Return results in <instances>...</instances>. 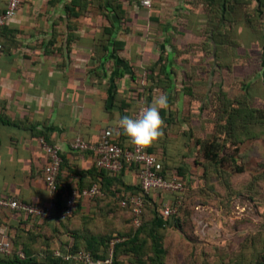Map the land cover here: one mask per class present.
<instances>
[{
	"label": "crops",
	"instance_id": "obj_1",
	"mask_svg": "<svg viewBox=\"0 0 264 264\" xmlns=\"http://www.w3.org/2000/svg\"><path fill=\"white\" fill-rule=\"evenodd\" d=\"M188 1L170 6L172 21L177 20V7L183 9ZM7 2L0 0V13ZM153 3L161 22L156 44L150 41V31L130 26L150 18L145 17L150 10L137 0H23L16 17L0 32V198L33 205L50 201L43 173L49 157L41 139L62 151V186L100 181L107 189L116 188L95 175V154L72 151L71 143L80 137L95 145L108 129L123 136L117 123L125 115L132 117L133 96L142 93L150 104L160 94L169 101L160 112L163 135L151 145L168 141L176 147L180 118L194 110L187 86L196 80L188 76L190 64L179 61V48L171 40L175 44L189 31L168 29L162 18L165 0ZM163 51L167 59L160 62ZM154 54L160 57L153 61V79H147L144 74ZM138 183L137 171L127 169L119 187ZM109 203L104 199L83 205L81 213L93 209L112 214ZM18 223L11 210L0 209V237H13ZM79 223L75 218L70 224Z\"/></svg>",
	"mask_w": 264,
	"mask_h": 264
},
{
	"label": "rangeland",
	"instance_id": "obj_2",
	"mask_svg": "<svg viewBox=\"0 0 264 264\" xmlns=\"http://www.w3.org/2000/svg\"><path fill=\"white\" fill-rule=\"evenodd\" d=\"M175 1L183 3L165 0L162 18L168 29L189 31L178 36L175 44L171 42L179 48V61L190 64L188 76L196 80L188 81L193 113H185L178 123L174 145L181 149L174 148L176 157L169 160L171 168L180 166L185 171L187 181L180 227L161 231L163 256H154L153 241L146 231L138 234L134 243L117 250L116 264H264V6L259 16L254 1L241 0L230 15L223 13L221 0H189L183 9L177 7L174 22L171 8ZM228 1L224 2L225 10L230 7ZM156 6L146 12L148 22L135 28L130 22L132 29L150 31L154 44L161 30ZM217 22L223 37L215 34ZM161 54V61H165L166 52ZM157 57L150 58V67ZM238 112L240 116L232 115ZM215 137L228 145L226 160L219 164L201 158L194 147L198 139L212 141ZM110 205L112 214H90L78 226L64 230L70 235L84 234L83 245L89 235L105 241L116 236L128 243L136 236V229L126 210L114 201ZM154 217L149 210L145 223ZM46 233L38 238L43 249L33 247L27 235L15 247L22 250L26 244L30 253L43 251L46 255L36 258L35 264H52L47 255L54 250L51 242L56 238ZM134 244L141 246L138 252L132 250Z\"/></svg>",
	"mask_w": 264,
	"mask_h": 264
},
{
	"label": "trees",
	"instance_id": "obj_3",
	"mask_svg": "<svg viewBox=\"0 0 264 264\" xmlns=\"http://www.w3.org/2000/svg\"><path fill=\"white\" fill-rule=\"evenodd\" d=\"M221 1H222V3L219 6L223 8V13L225 12V14L226 13L229 14V12H231L230 15L234 14V12L236 10V6L240 5L242 2L241 0L228 1L227 6H230V7L225 10V5H226V4H224L225 0H221ZM252 1H254L257 4V6L259 7L257 9V11H258V15L261 16L262 12L260 11V7L264 6V0H252ZM153 5H154V3H153ZM233 5H235V6H233ZM151 9H149V10H151ZM210 17H212V16H210ZM218 22H219V20H218ZM218 22H217V24H218ZM216 27H217L216 32H215L216 36L223 37L224 34H223V31L221 30V26L218 24V25H216ZM228 35H229V33H227V35H225V36L228 37ZM161 60H162V57L160 58V62H161ZM155 68H156V64L153 67L149 68L150 70H148V72H146L144 74L145 78L153 79V72H154ZM155 86L156 87H164L163 85H160L159 83H156ZM151 89L152 88H150V90ZM187 92H189V94H191V92H192L189 86H187ZM143 96H145L143 93L141 95H138V96H133V101H132V108H133L132 113H133V115L131 118H134V114L136 113V111L140 107L150 105L151 100L146 97L147 101H145L143 99ZM232 115L240 116L241 114H239V112H238V113H233ZM240 118H243V116H241ZM229 120L230 119H228V121ZM167 122H170V119H168ZM113 133H114V139L119 143V145H121L124 148H131L132 147V143L128 139L127 136L125 137V135H123L120 137V134H117L114 131H113ZM216 139H217V137H215L212 141H210V140L209 141H203V140L198 139L196 141V146H194V147H198L200 154H202L201 158H203L206 161L213 163V164H219V163L225 162V160H226L225 151L227 150L226 147L228 146L225 143L224 144L220 143ZM169 144H171V143L168 141L159 142L156 145L148 146L147 150L149 153L157 155L161 158L162 164L164 166L162 173L165 177L175 178L180 183H182V185L185 188H187L185 171L182 170V168L180 166H178L177 168H173V167L171 168L172 165L169 163L170 162L169 160H171V158L173 159L176 157L175 156L176 154L174 153V150H173L176 147H171V146H169ZM178 149H181V148L178 147ZM166 150H170V153H167ZM195 157L196 156H194L192 160H193L194 164H197L196 159H194ZM190 159H191V157H190ZM190 159L187 158V160H190ZM62 168H63V165H62ZM62 168H61V170H62ZM127 169L136 170L137 175H138L139 167L135 166V165H132L130 167H126V169H124L121 173L116 174V175L113 173L105 172V171H98L95 168L94 173L97 177H103L104 180L109 179V181H110L109 185L112 186L115 184L116 188H114L113 190L107 189L105 187V185L103 186L102 183L99 181V183L101 184L103 196H96L93 199H88L86 197H81V196L78 197L77 201L75 203L74 209H73V213L66 218L61 217V215L64 212L65 203H66L64 191L67 189L71 190V188H69L68 186L67 187L62 186L59 183V177H58V193H57V197H56L57 209L54 212L52 219L41 220V219L33 218V217L27 215L26 213H23V212H13L12 211L14 216L19 220V223L16 224V226L14 224L15 235L13 237H9L10 241L12 243L13 250H12V254L10 256H1L0 257V264H35L36 258H38L39 256L42 257V256L46 255V253H44L43 251H38V253L37 252L36 253H30L27 245L24 243H23L24 245L22 246L23 247L22 250L17 249L15 247L16 246L15 243L20 244V242H19L20 238H22L23 235H27L30 238V240H32V242H33L32 246L33 247H35V248L40 247V249H43L44 247H42V244L40 246V241H38V238H39V236H41L42 232L43 233L45 232V234H48L46 232H49V234L52 235L51 238H53V237L56 238V239H53V242H51L52 245L55 244L54 250H52L51 253L47 255L49 261L52 264H72V263H68V262L63 261L62 257L69 255V254H72V253H77V252L82 251V250L91 253L95 259H106L108 257L107 251H109L111 249V245H110L111 241L113 239H116L117 238L116 236L115 237L113 236L111 239H108L105 241L104 238L99 239L100 237H97L94 235H89L88 236L89 239H86L87 241H85V243H84L85 245H83L82 238L85 236L84 234H82L83 236H78L79 235L78 233H75V235H70L64 229L67 226H70L69 229H72V228L78 226V224L73 225V226H71V224H70L75 218H79V220L82 221L83 219L87 218L90 214H93L95 216L96 215L98 216L100 214V213H98V214L94 213L93 209H90L91 211L89 210L86 213H81V208L83 207V205H90L91 206L92 203H94V202H100L101 200L107 199L110 201L109 204H112V202L114 201L121 208L120 200L127 198V196L130 194L144 197L145 208H144V214L142 217V225L139 228L135 227L136 236H134L132 239H130V241H128V243L126 240L122 241L120 239L121 242L116 243L114 245V248H113V252H114L113 253L114 254L113 264H116V261H117L116 260L117 250H120L121 248H126L127 245L131 242L134 243L135 241H137V237L141 233L146 232V231L149 234V238L152 239V241H153L154 256H156V257L163 256L165 254V250L162 246L163 237H162L161 231H163L164 229H169V230L178 229L180 227V219H181L180 217L182 215V210L184 208L185 201L182 204V206L180 207V213L177 216L165 217L163 215V213L161 212V209H160L161 205L163 203H167L170 206H174L178 200V195L175 193H170V192H160L158 194L144 195L143 191L141 190L140 183H138L137 185L129 186V187L124 186L125 187V188L123 187L124 189L122 187L120 188L119 186L122 184L123 174H124L125 170H127ZM241 170H242L241 168L240 169L238 168V171H241ZM109 176H112V177H109ZM93 183H95V181L92 182L91 185ZM91 185L86 186V187L78 186L77 190L81 191L84 188H89ZM74 188H76V187H74ZM115 200H118V201H115ZM47 204L38 205V206H46ZM121 209L127 211L129 222L132 224L130 212L127 209H123V208H121ZM111 210H113V209H111ZM149 210H151L155 213V217L151 223H145V217H146V214ZM101 213H105V212H101ZM105 214H108V213H105ZM86 228L83 229L84 232H85ZM64 240H66V242ZM56 241H59L60 245ZM138 249H141V246L134 244V246L132 247V250L138 252ZM56 252H59L60 256H56L55 255ZM20 253L23 254V257L20 256Z\"/></svg>",
	"mask_w": 264,
	"mask_h": 264
},
{
	"label": "built area",
	"instance_id": "obj_4",
	"mask_svg": "<svg viewBox=\"0 0 264 264\" xmlns=\"http://www.w3.org/2000/svg\"><path fill=\"white\" fill-rule=\"evenodd\" d=\"M153 1L137 0L138 4L146 9L153 7ZM22 2L23 0H8L5 10L0 13V31L13 21L21 9ZM2 51L3 46L0 43V54ZM142 107L136 111L134 118L138 116ZM40 142L49 157V162L44 168V179L50 194V201L46 206H38L19 200L0 198V208L9 209L13 212H23L36 219L50 220L57 209L58 177L63 163L62 151L58 145L49 144L44 139H41ZM71 149L75 152H93L95 154L94 167L98 171L116 175L121 173L126 167L138 166V180L143 194L150 195L160 192L177 194L178 200L174 206L163 203L160 209L165 217L177 216L180 213V207L186 197V188L177 179L167 178L163 175L164 166L161 158L149 153L147 147L141 148L132 144L131 148H124L114 139L113 131L108 129L101 135L97 144L92 145L78 137L71 143ZM64 195L66 203L64 212L61 215L62 218H66L73 213L78 197L93 199L96 196H103V193L101 184L98 181L81 191L77 190V188L67 189L64 191ZM120 206L130 212L133 226L139 228L142 225L145 208L144 197L130 194L127 198L120 200ZM119 242L121 240L118 238L111 241L110 253L106 259H95L91 253L84 250L63 256L62 259L72 264H113V248ZM12 250L10 238L2 233L0 237V257L10 256ZM55 255L60 256L59 252H56ZM20 256L23 257V254L20 253Z\"/></svg>",
	"mask_w": 264,
	"mask_h": 264
},
{
	"label": "clouds",
	"instance_id": "obj_5",
	"mask_svg": "<svg viewBox=\"0 0 264 264\" xmlns=\"http://www.w3.org/2000/svg\"><path fill=\"white\" fill-rule=\"evenodd\" d=\"M168 107L167 95L160 94L150 105L142 107L136 118L125 115L119 119L117 127L133 145L141 148L148 147L163 135L165 125L160 112Z\"/></svg>",
	"mask_w": 264,
	"mask_h": 264
}]
</instances>
